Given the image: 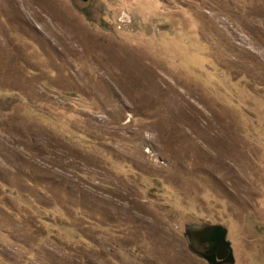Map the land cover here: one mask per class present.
Listing matches in <instances>:
<instances>
[{"label": "rangeland", "instance_id": "374dc122", "mask_svg": "<svg viewBox=\"0 0 264 264\" xmlns=\"http://www.w3.org/2000/svg\"><path fill=\"white\" fill-rule=\"evenodd\" d=\"M264 264V0H0V264Z\"/></svg>", "mask_w": 264, "mask_h": 264}, {"label": "water", "instance_id": "95a60500", "mask_svg": "<svg viewBox=\"0 0 264 264\" xmlns=\"http://www.w3.org/2000/svg\"><path fill=\"white\" fill-rule=\"evenodd\" d=\"M87 3L89 0H80ZM191 245L198 249L199 255L208 264H234V254L230 242L227 241V231L220 226L204 225L195 227L187 234Z\"/></svg>", "mask_w": 264, "mask_h": 264}]
</instances>
